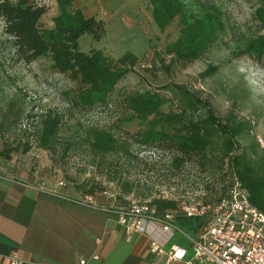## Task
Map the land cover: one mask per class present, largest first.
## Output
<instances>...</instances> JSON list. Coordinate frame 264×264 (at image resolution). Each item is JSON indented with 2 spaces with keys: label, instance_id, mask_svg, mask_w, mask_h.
I'll list each match as a JSON object with an SVG mask.
<instances>
[{
  "label": "rangeland",
  "instance_id": "rangeland-1",
  "mask_svg": "<svg viewBox=\"0 0 264 264\" xmlns=\"http://www.w3.org/2000/svg\"><path fill=\"white\" fill-rule=\"evenodd\" d=\"M37 1L48 8L39 25L53 27L54 16L59 12L56 0ZM198 1L217 9L224 27L200 57L184 60L165 50L179 33L180 15L161 30L149 0H117L109 13L98 9L97 0H72L74 9L79 6L83 14L101 19L103 24V29L97 31L99 36L85 32L79 37L82 50L100 48L115 64L125 51L137 55L131 69L115 84L108 103L87 109L74 103L78 81L54 67L49 54L29 62L16 59L0 18V148L27 138L32 145L26 152H12L8 159L0 156V161L7 163L10 171L26 175L50 189L70 190L76 196L90 192L91 188L99 191L107 187L112 191L117 189L121 201L178 199L188 195L207 201L218 198L223 185L230 184L233 172L220 163L216 147L186 156L176 168L171 163L176 153L172 147L139 143L135 134L142 125L138 119L125 118L129 113L124 104L126 94L176 82L208 99L220 117L226 119L234 114L239 119L253 121L255 135L264 136V53L259 60L248 54L233 55L239 40L264 34V26L254 14L259 3L257 0ZM211 66H215L211 73L201 75ZM50 108L63 113V123L54 148L44 149L38 147L35 134L30 133L35 132L41 113ZM163 109H167L166 105ZM18 110L20 115L16 117L13 111ZM92 124L110 127L117 136L129 138L130 151L93 150L87 136V127ZM253 132H244L239 136L240 141L257 142ZM66 144L70 148L64 155ZM120 176L132 183L130 191L123 189L117 180ZM186 232L194 234V231Z\"/></svg>",
  "mask_w": 264,
  "mask_h": 264
},
{
  "label": "trees",
  "instance_id": "trees-1",
  "mask_svg": "<svg viewBox=\"0 0 264 264\" xmlns=\"http://www.w3.org/2000/svg\"><path fill=\"white\" fill-rule=\"evenodd\" d=\"M149 1L161 30L175 16L181 17L178 35L165 46V50L177 58L193 60L200 57L224 27L217 9L206 7L201 1ZM257 1L259 5L254 14L264 26V0ZM56 3L59 12L54 16V26L48 28L39 25L40 17L48 9L44 4H39L37 0H0V18L16 59L29 62L49 54L54 67L78 81L74 95L76 105L87 109L95 104H107L115 84L131 69L137 55L125 51L115 64L100 48L90 52L82 50L79 37L85 32L99 36L97 31L103 29L102 20L74 9L72 0H56ZM233 51L234 56L248 54L259 60L264 53V34L239 40L237 50ZM214 68L207 67L201 75L211 73ZM124 104L129 111L125 118L138 119L142 125L135 134L139 143L172 147L176 153L171 163L176 168L183 164L186 156L216 147L220 163L232 170L247 189L252 204L264 211V149H259L257 142L243 144L239 139L244 132H251L250 121L239 119L234 114L226 119L220 117L208 99L176 82L128 93ZM13 112L16 117L20 115V110ZM62 123L63 113L55 108L42 112L33 130L35 132L30 133L35 134L38 147L54 148ZM87 136L92 149L97 152L130 151V139L117 136L110 127L89 125ZM31 146L29 138L21 142L18 140L0 148V156L8 159L12 152H26ZM69 148L70 144L63 146L64 155ZM117 180L125 191L131 190L132 183L128 179L120 176ZM226 188L223 185L222 194ZM92 191L93 188L90 189ZM151 202L159 211L177 208L174 198L154 197ZM177 222L186 231H195L201 224L198 217L183 215L177 216Z\"/></svg>",
  "mask_w": 264,
  "mask_h": 264
},
{
  "label": "crops",
  "instance_id": "crops-1",
  "mask_svg": "<svg viewBox=\"0 0 264 264\" xmlns=\"http://www.w3.org/2000/svg\"><path fill=\"white\" fill-rule=\"evenodd\" d=\"M117 3L97 0L98 9L108 13ZM7 168L0 161V253L5 256L0 264H9L6 256L12 253L23 260L21 264H77L82 256L97 264L164 262L165 253L150 251L149 234L136 232L126 239L113 213L85 206L75 201V192L47 188ZM177 216L169 232L161 229L159 221L149 223V230L165 249L172 244L186 247L182 259L168 264H215L194 256L184 236L188 232L180 227ZM93 254L99 257L94 259Z\"/></svg>",
  "mask_w": 264,
  "mask_h": 264
},
{
  "label": "built area",
  "instance_id": "built-area-1",
  "mask_svg": "<svg viewBox=\"0 0 264 264\" xmlns=\"http://www.w3.org/2000/svg\"><path fill=\"white\" fill-rule=\"evenodd\" d=\"M253 133L260 148L264 149V136ZM118 196L121 197L117 189L112 191L103 187L99 191L81 193L75 201L113 213L123 227L126 239H130L136 232L149 234L150 251L154 255H166L164 262L156 260L152 264H168L185 256L186 247L172 244L165 249L162 242L149 230V223L156 220L160 222L164 232H169L177 215L202 219L194 234L186 233L194 256L215 264H264V211L252 204L247 189L235 175L231 177L225 192L218 198L208 201L200 200L194 195L174 198L177 201L175 210L159 211L150 200L121 201ZM4 257L0 253V261ZM6 257L9 264H21L23 261L16 253ZM91 257L97 259L99 256L93 254ZM77 264L97 263L82 256Z\"/></svg>",
  "mask_w": 264,
  "mask_h": 264
}]
</instances>
